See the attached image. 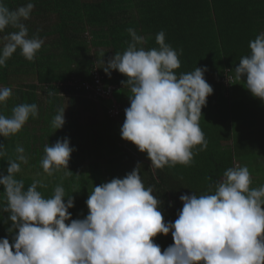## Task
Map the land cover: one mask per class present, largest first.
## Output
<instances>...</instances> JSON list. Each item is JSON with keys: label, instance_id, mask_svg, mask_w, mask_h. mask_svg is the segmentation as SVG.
I'll use <instances>...</instances> for the list:
<instances>
[{"label": "trees", "instance_id": "1", "mask_svg": "<svg viewBox=\"0 0 264 264\" xmlns=\"http://www.w3.org/2000/svg\"><path fill=\"white\" fill-rule=\"evenodd\" d=\"M34 4L31 16L22 21L29 38L44 41L33 61L20 50L0 67V87H10L12 96L0 105V114L11 116L12 108L35 103L38 116L29 117L17 134L0 136L7 155L0 158V173L7 175L8 160L16 158V147L22 146L28 162L15 175L23 180L25 190L34 180L44 197H50L57 185L65 189V202L71 197L72 219L88 214L86 200L94 186L113 178H124L138 167L142 183L153 188L161 201L165 222H174L183 204L179 197L206 194L221 181L229 167L247 166L250 188L264 185V101L246 89L244 81L234 79V68L241 57L250 54L249 42L264 33V0H3L9 9ZM132 28L143 36L146 50L158 48L156 35L165 33V43L182 54L176 74L206 68L204 78L213 94L202 108L199 126L207 149H193L190 165L176 164L151 167L146 153L122 139L120 129L125 109L130 106L127 78L116 70L104 71L115 53H123L132 37ZM16 31L8 27L2 37ZM96 66L105 86L115 87L112 98L90 99L67 86L73 81L90 82V71ZM226 75L233 78L226 85ZM51 92L53 95L49 96ZM112 103L119 107L116 117L108 115ZM65 108V124L54 129L51 122L58 108ZM68 138L74 149L68 164L71 175L61 168L49 176L41 167L45 145ZM4 188L0 185V209L5 206ZM9 213L0 211V238L12 243L16 230L9 232ZM154 242L163 251L174 243L171 232L158 234Z\"/></svg>", "mask_w": 264, "mask_h": 264}, {"label": "clouds", "instance_id": "2", "mask_svg": "<svg viewBox=\"0 0 264 264\" xmlns=\"http://www.w3.org/2000/svg\"><path fill=\"white\" fill-rule=\"evenodd\" d=\"M34 4L9 9L0 0V33L12 27L16 31L2 37L0 67L17 51L33 61L44 41L29 38L22 22L31 16ZM127 49L115 53L104 71L123 74L122 81L130 89V106L120 129L122 139L146 153L151 167L176 164L190 165L194 152L207 149V141L199 126L202 108L213 94L204 78L206 68L176 74L181 66L179 56L165 43V33L156 35L158 48L146 50L145 39L132 28ZM250 54L240 58L234 68V79L244 81L250 93L264 101V33L249 42ZM10 87H0V105L12 96ZM49 96L53 93L49 92ZM65 108L57 109L51 126L58 130L65 124ZM38 116L35 103H22L12 108L11 116L0 114V136L9 137L21 131L29 117ZM68 138L45 145L41 160L49 176L61 168L65 176L71 153ZM22 146L16 147V158L8 160L7 175L0 173L5 206L12 222L9 232L16 230L10 243L0 238V264H264V185L250 188L247 166L229 167L214 191L200 196L181 195L183 204L174 222H165L161 201L153 188L145 187L138 167L124 178L94 186L86 200L88 214L72 219L71 197L65 202V189L57 185L50 197L38 191L45 187L34 180L25 190L23 180L15 175L28 159ZM7 155L0 144V158ZM171 232L174 243L163 251L153 240L158 234Z\"/></svg>", "mask_w": 264, "mask_h": 264}, {"label": "built area", "instance_id": "3", "mask_svg": "<svg viewBox=\"0 0 264 264\" xmlns=\"http://www.w3.org/2000/svg\"><path fill=\"white\" fill-rule=\"evenodd\" d=\"M223 82L228 85L233 82V78L230 75L224 77ZM67 86L74 88L76 93L85 94L90 98H105L111 99L115 87L105 86L103 83V76L100 74L98 68L94 66L90 71V82L73 81L67 84ZM119 114V107L116 103H112V107L108 111L110 117H116Z\"/></svg>", "mask_w": 264, "mask_h": 264}, {"label": "rangeland", "instance_id": "4", "mask_svg": "<svg viewBox=\"0 0 264 264\" xmlns=\"http://www.w3.org/2000/svg\"><path fill=\"white\" fill-rule=\"evenodd\" d=\"M88 98H90V97H88ZM90 99H95V98H90Z\"/></svg>", "mask_w": 264, "mask_h": 264}]
</instances>
